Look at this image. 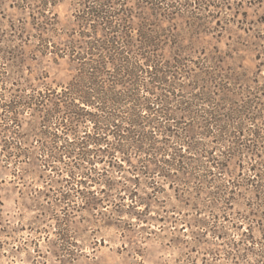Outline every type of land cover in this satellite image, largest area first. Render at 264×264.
<instances>
[{
    "label": "rangeland",
    "instance_id": "obj_1",
    "mask_svg": "<svg viewBox=\"0 0 264 264\" xmlns=\"http://www.w3.org/2000/svg\"><path fill=\"white\" fill-rule=\"evenodd\" d=\"M111 5L0 0V264H264V0Z\"/></svg>",
    "mask_w": 264,
    "mask_h": 264
},
{
    "label": "trees",
    "instance_id": "obj_2",
    "mask_svg": "<svg viewBox=\"0 0 264 264\" xmlns=\"http://www.w3.org/2000/svg\"><path fill=\"white\" fill-rule=\"evenodd\" d=\"M152 1H155L156 3H162L165 0ZM248 1L250 2L254 0ZM77 2L81 3L86 8L85 12L78 15L77 18L85 17L88 18V20L93 21V23H89L90 28L93 32H97L99 24H97L96 21L98 18H100L101 23L104 25L103 27L107 28L106 30H108V32L111 34V37L109 38V40H107V42H110V45L116 47V45L119 44V47L122 48L121 50H124L126 48L127 50L131 49L132 53L138 61L139 58H141V60L144 61L145 65H148L150 63L147 68H142L143 64L139 62L137 65L140 71L143 70L145 71V73H149L150 76L152 75V77H155L159 74V72L163 70L168 62L166 60H162V54L159 53V50L162 51L163 49H165V45H171L172 43H175L174 41L170 42L171 37H169L166 33H158L154 36H150L149 32L146 30V27L136 29L135 32L131 20H129L130 18L127 9L121 7L117 10H111L109 8L112 6L111 4H113V0H77ZM187 2L192 3V1ZM174 6L175 4H171L169 7ZM173 10L177 11V7ZM219 22L220 21L217 20V25L219 24ZM237 23H239V20L237 21ZM223 29L224 28H222L221 26V29L218 32L221 33ZM104 44L105 43H103V45ZM172 48L174 49L173 59H176L175 61H178V54L175 52L178 51L179 48L177 43H175ZM237 50L238 48L232 49V51ZM94 68L98 69L97 67ZM83 108L84 106L81 107V109Z\"/></svg>",
    "mask_w": 264,
    "mask_h": 264
}]
</instances>
